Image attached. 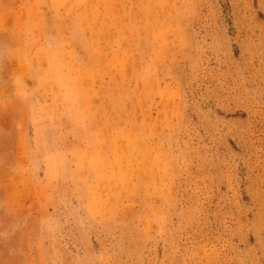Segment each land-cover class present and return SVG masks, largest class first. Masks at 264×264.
Masks as SVG:
<instances>
[{"label":"rangeland","instance_id":"rangeland-1","mask_svg":"<svg viewBox=\"0 0 264 264\" xmlns=\"http://www.w3.org/2000/svg\"><path fill=\"white\" fill-rule=\"evenodd\" d=\"M0 264H264V0H0Z\"/></svg>","mask_w":264,"mask_h":264},{"label":"crops","instance_id":"crops-1","mask_svg":"<svg viewBox=\"0 0 264 264\" xmlns=\"http://www.w3.org/2000/svg\"><path fill=\"white\" fill-rule=\"evenodd\" d=\"M96 89V87H94Z\"/></svg>","mask_w":264,"mask_h":264}]
</instances>
